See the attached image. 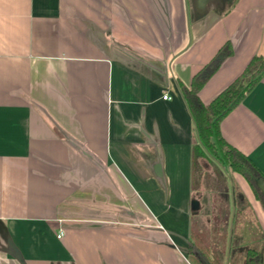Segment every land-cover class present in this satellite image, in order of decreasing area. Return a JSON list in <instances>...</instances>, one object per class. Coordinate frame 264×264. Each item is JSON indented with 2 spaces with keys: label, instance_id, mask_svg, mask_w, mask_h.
<instances>
[{
  "label": "crops",
  "instance_id": "0c3cea01",
  "mask_svg": "<svg viewBox=\"0 0 264 264\" xmlns=\"http://www.w3.org/2000/svg\"><path fill=\"white\" fill-rule=\"evenodd\" d=\"M228 43L205 105L264 60V0H0V264H192V231L264 258L248 181L193 182L182 89ZM220 132L264 182V76Z\"/></svg>",
  "mask_w": 264,
  "mask_h": 264
},
{
  "label": "trees",
  "instance_id": "16d2710c",
  "mask_svg": "<svg viewBox=\"0 0 264 264\" xmlns=\"http://www.w3.org/2000/svg\"><path fill=\"white\" fill-rule=\"evenodd\" d=\"M232 56L229 45H225L218 53L214 61L196 73L190 88H183V96L189 106L199 134L200 144L193 148V182L197 184V177L201 159L207 162H214L222 168L229 169L234 173L243 176L258 199L264 204V194L258 186L263 175L255 164L244 154L230 146L222 137L220 132L221 121L245 98L254 86L264 76V60L254 58L243 74L219 94L210 104L205 105L199 93L211 79L215 71L225 60ZM224 212V213H223ZM222 216L228 218L227 211H222ZM203 235L200 232L192 231L191 240L188 246V255L192 264H224L225 251L219 246L213 251V257H208L209 250L202 245ZM223 239H226L224 234ZM208 251H206V250ZM250 264H263V257H250Z\"/></svg>",
  "mask_w": 264,
  "mask_h": 264
},
{
  "label": "rangeland",
  "instance_id": "374dc122",
  "mask_svg": "<svg viewBox=\"0 0 264 264\" xmlns=\"http://www.w3.org/2000/svg\"><path fill=\"white\" fill-rule=\"evenodd\" d=\"M200 168H198L199 173L197 177V182L203 183L204 186L210 185L213 186L214 192L217 194L218 201L222 198L220 197V193H225V174L224 170L221 166L214 162H207L205 159H201L198 163ZM200 176V177H199ZM220 198V199H219ZM221 201V200H220ZM219 201V202H220ZM249 252L247 255L242 259V257L238 258V262L243 263L246 257H257L261 255L260 248L258 245L253 248H249ZM251 259L247 260L250 261Z\"/></svg>",
  "mask_w": 264,
  "mask_h": 264
},
{
  "label": "water",
  "instance_id": "95a60500",
  "mask_svg": "<svg viewBox=\"0 0 264 264\" xmlns=\"http://www.w3.org/2000/svg\"><path fill=\"white\" fill-rule=\"evenodd\" d=\"M258 186H259V188L261 189V191H262L263 194H264V182H263V180H259V182H258Z\"/></svg>",
  "mask_w": 264,
  "mask_h": 264
},
{
  "label": "built area",
  "instance_id": "2783aa9c",
  "mask_svg": "<svg viewBox=\"0 0 264 264\" xmlns=\"http://www.w3.org/2000/svg\"><path fill=\"white\" fill-rule=\"evenodd\" d=\"M163 99H164V100H168V99H169V96H168V95H165V96L163 97ZM62 236H64V235H63V232H61V234H59L58 237H59V238H62Z\"/></svg>",
  "mask_w": 264,
  "mask_h": 264
}]
</instances>
